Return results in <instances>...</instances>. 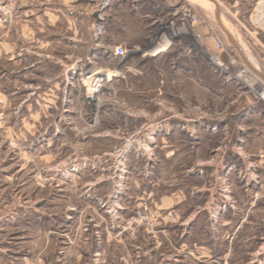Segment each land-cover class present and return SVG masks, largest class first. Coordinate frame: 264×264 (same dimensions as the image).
Returning a JSON list of instances; mask_svg holds the SVG:
<instances>
[{"label":"rangeland","instance_id":"374dc122","mask_svg":"<svg viewBox=\"0 0 264 264\" xmlns=\"http://www.w3.org/2000/svg\"><path fill=\"white\" fill-rule=\"evenodd\" d=\"M258 1L143 0L129 14L106 0H0V264H238L240 237L264 238V104L175 65L179 42L205 59L213 32L221 59L264 83ZM154 21L172 33L154 35ZM91 38L113 48L97 69L75 64ZM165 41L164 55L143 50ZM117 48L129 56L113 76ZM96 72L109 77L91 90Z\"/></svg>","mask_w":264,"mask_h":264},{"label":"crops","instance_id":"0c3cea01","mask_svg":"<svg viewBox=\"0 0 264 264\" xmlns=\"http://www.w3.org/2000/svg\"><path fill=\"white\" fill-rule=\"evenodd\" d=\"M105 1V0H104ZM109 1L113 4L114 7H119L122 6V4H126L127 3V13H134V11L137 10L138 7L141 6V3L143 2V0H106ZM184 0H166V3L170 6H176L179 2H182ZM120 3L122 2L121 5H117L114 3ZM129 2H131L129 4ZM103 15H98V13H94L90 16V28L92 29V31L94 30L96 37L98 35H103L104 34V30L106 31V28L104 27V25H101V21H104L103 19ZM106 24V23H103ZM157 28V31H155L154 35H162L163 31L166 32H170L172 33V31L170 30L169 25L167 24V22L165 24H162V22L157 23L156 21H154L152 28ZM92 37V36H91ZM94 37V36H93ZM90 42L87 43V47L85 49V53H84V57L80 60L75 61V64H86V65H92V69H97V65L96 62L98 61V58H100L101 56L104 57V53H106L107 51H112L113 48H110L109 46H104L102 43H97L96 42V38L95 39H90ZM188 42L185 41L184 43L179 42L178 45H180V49L183 52V56H181L180 58H177L175 61V65H176V74L178 73H187L189 72L188 70H194L197 71L198 66H201L203 68H205L208 72V74L211 75L212 78H216V74L214 73V71L210 68L209 63L205 60V59H199L197 58V56L193 55V50H194V45L193 44H187ZM170 45H172L169 42L165 43L163 42L161 45H157L155 48V44H153L151 47L145 48L143 50H147L149 51V53L147 54L148 57L150 58H154L156 57L158 54H156L158 52L159 49H161L162 47H166V51L161 53L160 55H164L166 53H168L169 51V47ZM154 47V49H153ZM141 47H132L130 48L131 50L129 51V54L135 53L133 50L138 51ZM153 49V50H152ZM98 55H101L98 57ZM154 55V56H152ZM129 55L127 54L126 58L123 59L122 61L117 59V58H113L114 60L117 61V64H115V66L112 67V72H113V76H116L120 70L122 69L123 65L125 63H127V57ZM107 57V56H106ZM113 57V55H112ZM86 59V60H85ZM94 60V63H91V60ZM108 59V57H107ZM240 59L243 61V58L240 56ZM124 63V64H123ZM200 64V65H199ZM73 66V65H72ZM127 70V69H126ZM87 72H85L84 74L86 75ZM83 74V75H84ZM196 75L192 76V80L197 82V88L201 89L202 87L200 86V84H202V81L200 80V75H198L195 72ZM119 75V74H118ZM179 76V75H178ZM112 77V76H111ZM180 77H184L183 75H180ZM106 83V82H104ZM228 88H236L238 91H244V89L240 86V84H238V82H235L233 84H228L227 85ZM244 97L246 98L247 95H245V93H243ZM256 100L255 97H253L250 101V103L252 105H256ZM138 113L136 114V117L134 119L137 120H142L141 118L145 115V112L142 110H138ZM214 125H219L216 123H213ZM223 125V124H222ZM249 225L247 224V229H248ZM252 231H250V234H247L246 236H242L240 237L238 244H239V251L237 252V254L239 255V263L238 264H264V238L258 234L253 235V233H251ZM200 243V242H199ZM223 243H228L224 240ZM225 246V245H224ZM231 248V246H229V249ZM228 249V247H227ZM224 253V256L227 255L228 253H233L232 250H227ZM233 249V247H232Z\"/></svg>","mask_w":264,"mask_h":264},{"label":"built area","instance_id":"2783aa9c","mask_svg":"<svg viewBox=\"0 0 264 264\" xmlns=\"http://www.w3.org/2000/svg\"><path fill=\"white\" fill-rule=\"evenodd\" d=\"M188 15L189 10L184 9L183 17H188ZM198 19L200 21L199 17L193 15L191 17V24L195 25L198 23ZM251 24L254 26L256 31L255 34L259 32L264 34V0H260L256 3L251 16ZM207 42L210 44L211 50L206 53L205 60L209 63L214 73L224 78L225 83L232 84L233 81L238 82L244 91L245 89L250 90L249 92L255 95L257 101L264 104V83L259 81L256 77L255 81L252 78L248 81V78L245 76V67L235 59L230 58L226 62L223 61L221 57L225 52L224 44L213 32H211ZM262 47L264 50V43ZM127 54L128 53L123 48H117L114 52V57L122 61ZM241 76H243L242 80L240 78Z\"/></svg>","mask_w":264,"mask_h":264},{"label":"bare ground","instance_id":"6f19581e","mask_svg":"<svg viewBox=\"0 0 264 264\" xmlns=\"http://www.w3.org/2000/svg\"><path fill=\"white\" fill-rule=\"evenodd\" d=\"M215 2V1H214ZM178 15V14H177ZM228 37V36H227ZM232 39V38H231ZM166 51V47H162L161 49L158 50V52L156 54H160V52H165ZM154 56V55H152ZM247 78H248V81L251 80V77L247 74L245 75ZM109 77V74H103L101 75L100 73L96 72L95 74L93 75H87L85 76L84 75V82H88L90 84V89L91 90H94L95 86L98 87L99 85V82L102 80V79H105ZM241 80L243 79V76L240 77ZM247 82V81H246ZM249 84V83H248Z\"/></svg>","mask_w":264,"mask_h":264}]
</instances>
